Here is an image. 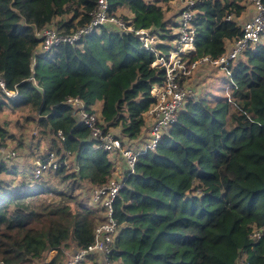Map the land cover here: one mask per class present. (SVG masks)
Segmentation results:
<instances>
[{
  "label": "trees",
  "instance_id": "trees-1",
  "mask_svg": "<svg viewBox=\"0 0 264 264\" xmlns=\"http://www.w3.org/2000/svg\"><path fill=\"white\" fill-rule=\"evenodd\" d=\"M109 1L110 14L158 34V51L175 47L180 0L176 12L172 0ZM97 2L0 0V76L17 92L10 97L0 86V113L20 114L0 119V142L17 152L0 155V264H65L73 249L94 242L105 220L90 189L118 177L124 156L97 146L69 97L89 110L101 102L103 121L125 146L140 148L146 135L157 102L151 89L166 72L135 30L107 23L75 44L37 54V31L54 24L73 33L91 21ZM251 2L199 0L190 62L225 54L243 35ZM228 69L231 96L188 100L126 177L114 202L116 264H264V33ZM19 153L29 162L21 164ZM51 154L60 166L35 177Z\"/></svg>",
  "mask_w": 264,
  "mask_h": 264
},
{
  "label": "built area",
  "instance_id": "built-area-1",
  "mask_svg": "<svg viewBox=\"0 0 264 264\" xmlns=\"http://www.w3.org/2000/svg\"><path fill=\"white\" fill-rule=\"evenodd\" d=\"M182 9L178 17L177 33L178 37L174 40L173 47L168 54H164L157 50V44L160 41L156 32L149 28H140L135 30L134 26L124 20L120 15H112L109 12L110 1L98 0L97 7L92 12L91 21L70 34H65L58 30L56 25L50 24L45 28L37 31L41 44L37 50V54H46L51 52L63 43L75 44L84 36L91 34L96 29L107 23H115L126 30H135V34L142 42L143 46L153 52H156L157 58L154 65L163 66L165 68V82L163 84L153 85L151 93L156 97V104L149 110L148 115L151 118L150 138L148 143L142 142L140 148L128 147L123 144L122 139L107 127L103 121L100 110L94 107L90 110L86 108V103L79 97H69L66 102L70 103L78 111L79 122L90 129L92 139L97 143L98 147L110 152H121L125 161V174L121 177H113L108 183L92 187L90 189V202L97 208L104 209L105 220L98 224L95 228V240L85 249H77L65 262V264H81L89 256L98 254L101 256L104 264H116L111 259V252L116 237L120 232V226L116 220L114 213V202L120 191L125 186V179L136 172L137 163L141 154L149 149H155L163 136L168 133L173 125L178 121V116L188 100L196 97L195 89L184 84L183 80L189 75L193 69L201 64L211 63L214 66H220L228 69L229 63L238 58L244 50L261 40L264 33V0H253L255 13L250 20L243 24V35L236 40L230 42L228 50L225 54L217 59L210 56H204L200 59L190 62L186 57L189 52L195 51V41L197 30L195 26V10L194 6L199 0H180ZM228 19L231 16L227 17ZM172 53V56H171ZM0 86L10 97L17 95L14 90L6 87L4 79L0 76ZM230 86V85H229ZM232 91V88L228 91ZM229 92L232 94V92ZM231 94L229 96H231ZM61 135L62 132L60 131ZM7 158L17 156V152L0 142V155ZM47 162L40 161L36 168L34 176L40 175L41 171L52 166L57 169L60 163L56 160L55 155L51 154ZM258 236L260 234L258 233Z\"/></svg>",
  "mask_w": 264,
  "mask_h": 264
},
{
  "label": "rangeland",
  "instance_id": "rangeland-1",
  "mask_svg": "<svg viewBox=\"0 0 264 264\" xmlns=\"http://www.w3.org/2000/svg\"><path fill=\"white\" fill-rule=\"evenodd\" d=\"M179 0H172L170 3L171 9L176 12L177 9L179 8ZM164 4L167 5V2ZM170 15V14H169ZM172 56V53H171ZM227 69H223L220 66H214V65H207V64H201L197 68L193 69L192 72L189 75H186V77L183 80L184 84H188L192 86L195 91H196V96L200 97L202 95L208 96L209 100L214 101L217 97H223V96H228L231 94L229 93L228 89L230 88L229 85L230 81L227 73ZM232 92V91H231ZM97 109V108H95ZM98 110V109H97ZM19 113L17 114H11L9 110L4 111L3 113H0V119L1 118H8V120H13L15 121L16 119L19 118ZM148 125L146 127V135L142 139L144 143H148L151 138H150V122L151 118L148 116ZM13 125V124H12ZM14 127V125H13ZM32 134L36 135V129L32 130ZM115 132V130H112ZM24 144L21 147L22 154H26L28 150H30V145L29 141H27V138H24ZM9 144L14 147L13 142H9ZM19 153V160L21 164H25L26 162L28 163L29 158L27 156H24ZM31 161V159H30ZM118 176V175H116ZM120 176V175H119ZM118 176V177H119ZM70 247V246H69ZM72 248V247H70ZM51 255V254H50Z\"/></svg>",
  "mask_w": 264,
  "mask_h": 264
},
{
  "label": "crops",
  "instance_id": "crops-1",
  "mask_svg": "<svg viewBox=\"0 0 264 264\" xmlns=\"http://www.w3.org/2000/svg\"><path fill=\"white\" fill-rule=\"evenodd\" d=\"M254 13H255V6H254V3L251 2V3H249L247 13H246V14L244 15V17H243V21H244V23H246L248 20H250V19L252 18V16L254 15ZM228 45H230V42H229ZM94 108H97L98 110H100V108H101V102H98V103L94 106ZM123 165H124V164H123ZM124 171H125V167H123V166H122V163H121V165L118 164V166H117V168H116V172H115V174L119 176V175L123 174ZM75 250H76V248L73 249L72 252H70V253L72 254ZM54 254H55V251H53V252L51 253L50 258H52V257L54 256ZM83 263H84V264H95V263H98V264H104V263L102 262L101 256L98 255V254H93V255L89 256V258H87V260H85Z\"/></svg>",
  "mask_w": 264,
  "mask_h": 264
}]
</instances>
